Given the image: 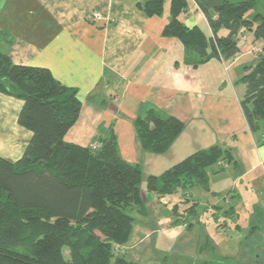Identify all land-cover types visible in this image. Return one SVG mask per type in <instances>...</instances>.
<instances>
[{"label": "crops", "instance_id": "0c3cea01", "mask_svg": "<svg viewBox=\"0 0 264 264\" xmlns=\"http://www.w3.org/2000/svg\"><path fill=\"white\" fill-rule=\"evenodd\" d=\"M146 1L0 0V52L18 65L46 67L77 90L80 117L67 142L90 146L113 128L121 156L141 167L144 207L133 211L120 255L148 264H172L170 254L188 264H264V131L250 129L241 106V78L258 62L257 45L246 33L233 58L190 66L182 42L163 34L170 0L154 16L139 7ZM181 18L212 35L194 0ZM23 104L0 92V157L11 161L32 138L18 123ZM150 107L185 123L161 154L143 149L134 125ZM214 145L230 148L234 160L209 169V189L195 185L164 197L148 191L149 176Z\"/></svg>", "mask_w": 264, "mask_h": 264}, {"label": "trees", "instance_id": "16d2710c", "mask_svg": "<svg viewBox=\"0 0 264 264\" xmlns=\"http://www.w3.org/2000/svg\"><path fill=\"white\" fill-rule=\"evenodd\" d=\"M166 1L147 0L139 7L148 16L162 15ZM194 1L212 35L182 20L189 0H170L163 34L182 42L186 63L194 67L236 56L243 34L260 42L258 62L241 78L246 87L241 106L250 129L264 131V0ZM222 29L228 34L221 36ZM0 92L24 102L18 123L32 132L17 161L0 157V264H148L117 251L129 242L132 213L144 207V199L142 169L121 156L114 129L90 146L67 142L80 117L77 90L50 69L15 64L1 52ZM134 125L143 149L155 154L166 152L185 128L184 121L154 107ZM233 160L230 148L198 150L160 176H149L147 189L158 197L195 185L209 189V169Z\"/></svg>", "mask_w": 264, "mask_h": 264}, {"label": "rangeland", "instance_id": "374dc122", "mask_svg": "<svg viewBox=\"0 0 264 264\" xmlns=\"http://www.w3.org/2000/svg\"><path fill=\"white\" fill-rule=\"evenodd\" d=\"M257 46H258V48H257ZM257 46L254 49L257 52L256 54L258 55L259 54V51H260V48H261V43L257 44ZM145 188H146V180L144 178L143 181H142V184H141V190H144ZM197 189H199L197 191L201 192L200 193L201 195H203L205 193L204 190L201 187H199ZM199 192H196V193L198 195H200ZM169 209H171V208H169ZM64 255H65L66 258H69L70 257V252H69V249L68 248H65ZM169 259H170V262H172V264H188L189 261H190V259L182 258V257L181 258H177V257L173 258L171 256V254L169 255ZM175 261H177V262L175 263Z\"/></svg>", "mask_w": 264, "mask_h": 264}, {"label": "built area", "instance_id": "2783aa9c", "mask_svg": "<svg viewBox=\"0 0 264 264\" xmlns=\"http://www.w3.org/2000/svg\"><path fill=\"white\" fill-rule=\"evenodd\" d=\"M94 18H100V14L99 13L94 14Z\"/></svg>", "mask_w": 264, "mask_h": 264}]
</instances>
